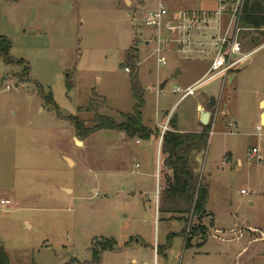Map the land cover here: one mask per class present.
I'll use <instances>...</instances> for the list:
<instances>
[{
    "label": "rangeland",
    "instance_id": "obj_1",
    "mask_svg": "<svg viewBox=\"0 0 264 264\" xmlns=\"http://www.w3.org/2000/svg\"><path fill=\"white\" fill-rule=\"evenodd\" d=\"M200 2L0 0V35L11 41L12 58L31 70L27 75L24 67L0 60V199L11 201L0 213V243L10 264H93L92 248L101 252L109 241L115 245L102 252L100 264H264V243L248 236L264 239V126L258 122L264 39L253 46L249 41L257 34L239 25L244 54L255 50L241 71L203 82L195 96L177 103L187 84L205 72L206 59L216 57L230 16L221 15L218 25L199 34L195 47L207 55L192 62L177 48L171 50L177 41L166 31L159 52L157 29L143 24L144 15L160 5L178 13L206 4ZM133 44L139 49L147 127L177 119L183 131H196V95L217 85L219 92L233 96L212 117L200 161L210 192L204 219L160 212L164 167L158 137L151 138L153 146L147 141L136 145L124 134L104 130L81 140L67 119L78 115L93 94L100 97L101 115L121 122L119 113H132L135 100L124 63ZM161 55L165 65L159 63ZM38 84L62 116L50 108ZM224 110L229 117L222 116ZM253 148L259 158L251 157ZM194 225L211 233L203 246V232L191 234Z\"/></svg>",
    "mask_w": 264,
    "mask_h": 264
},
{
    "label": "trees",
    "instance_id": "obj_2",
    "mask_svg": "<svg viewBox=\"0 0 264 264\" xmlns=\"http://www.w3.org/2000/svg\"><path fill=\"white\" fill-rule=\"evenodd\" d=\"M243 29L253 31L256 37L250 38V43L255 46L261 39H264V0H247L243 13L238 21ZM12 43L0 35V60L6 65H20L25 68L26 74L30 75V67L23 60H15L11 56ZM139 49L133 44L125 55L124 68L129 69L130 89L135 100L132 113H119L121 122H117L110 116L101 115L98 112L97 100L99 96L93 94V98L86 107H79L78 115L67 117L72 124L77 137L85 140L99 131H115L118 134H124L125 139L150 141L153 137H160V132L147 127L143 122V110L145 107L144 88L139 78ZM68 88L72 84L68 79ZM42 97L49 104L50 108L58 112V107L51 97L45 95L43 87L38 84ZM105 106L106 101L102 100ZM90 113L93 117L85 121L79 115ZM170 119L168 125L172 123ZM211 125L205 127L199 133H179L175 130L164 133L161 140L160 153L163 155V169L165 187L160 191L159 210L163 213H170L173 217H191L201 220L208 215L206 206L209 199V187L204 182L200 172L199 157L207 151L210 138ZM192 236L201 235L203 232V246L210 235L205 232L202 225H194L191 228ZM200 232V233H199ZM191 241L185 240V248L191 247ZM104 245L101 252H95L92 248L93 264H100L102 252L112 250L114 241H109ZM0 264H10V259L0 243Z\"/></svg>",
    "mask_w": 264,
    "mask_h": 264
},
{
    "label": "built area",
    "instance_id": "obj_3",
    "mask_svg": "<svg viewBox=\"0 0 264 264\" xmlns=\"http://www.w3.org/2000/svg\"><path fill=\"white\" fill-rule=\"evenodd\" d=\"M214 5L213 9L209 10H190L178 13H171L164 6L160 5L157 9L148 11L143 17V24L147 27L157 29L158 34L166 31L168 34L176 36V41L183 51L188 48L195 47L196 43L190 40L189 35L193 32L201 33L210 27L212 23L220 22V16L227 14L230 16V27L223 39H218L216 46V57L211 63L209 75L216 77L221 74L228 73L230 70L239 67L245 63L253 54V52L244 54L242 45L238 41L237 29L239 28L238 21L243 13L247 0H201ZM234 28V31H231ZM219 29V26H218ZM184 36V37H182ZM214 39V38H213ZM158 41L159 36H158ZM162 43V42H161ZM160 43V44H161ZM159 52L162 51V46H159ZM235 55L234 59L232 56ZM159 63L164 65L166 60L163 56L160 57ZM129 73V69H125ZM195 87L188 88L183 92V96L193 95ZM175 92H179L178 89ZM261 126H257L256 131L260 135ZM169 130L168 123L162 126V136ZM160 140V144H161ZM259 151L256 148L252 149L251 157H258ZM245 193V191H242ZM11 201L8 199H0V213L8 208Z\"/></svg>",
    "mask_w": 264,
    "mask_h": 264
},
{
    "label": "crops",
    "instance_id": "obj_4",
    "mask_svg": "<svg viewBox=\"0 0 264 264\" xmlns=\"http://www.w3.org/2000/svg\"><path fill=\"white\" fill-rule=\"evenodd\" d=\"M200 3H202V1ZM205 3L206 4L203 5V7L199 8L198 10H209V9H213L214 8V5L212 3H209V2H205ZM199 34L200 33H197V32L191 33V35H189L190 40L193 41L194 43H196L195 41H200L199 40L200 39V35ZM160 35L157 33L156 40L158 41V36H159V40H160V41H158L159 42V46L161 45L162 48H163L165 43H163V41L161 40V36ZM170 36H172L174 40H176V38H178V37L173 36V35H170ZM182 37H184V36H182ZM212 38H214V36ZM176 43L177 42L174 41V43L172 44L173 46L171 47V50H176V48H177L179 50V51H177V53H181V54H184L186 56L185 57V61H190V62L197 61V60H200L199 57H202L203 54L207 55V52L206 53H203V50L199 51V49H197L196 47H191V48H188L186 51H183L182 50V47H179ZM146 45H150V43L147 42ZM254 52H255V50L253 51V53ZM209 55H210V53H209ZM213 59H214V56L213 55H210V58L209 59H206L207 67L205 68V72L203 74L199 75L198 77H196L195 79H193L192 81H190L187 84L185 90H187L188 88H191V87L198 86L199 84H201L203 82H207V81L211 82V81H214V80H216L218 78L225 79V76L228 75V74L240 72L241 71V67H243V65H244V63H243L239 67L232 69L231 72H229V73L221 74V75H218L216 77H211L209 75V71H210L211 63H212ZM175 76H177L178 78H181L182 77V73L181 72H176ZM263 78H264V74H263ZM195 92H196V90H195ZM195 92H194L193 95H189V96H185V97L182 95L180 97V99L178 100L177 103L185 101L190 96H195V94H196ZM230 93L229 92L228 93H225V90L219 92L217 90V85H212V86L206 88V90L203 93H201L200 95H196V99H195L196 100L195 101L196 102V115H197V117H196V123L198 125L197 130L196 131H186V132L183 131L182 129L179 128V120H177V119H173L172 124L171 125H168L169 130L170 131L175 130L176 132H179V133H199V132H202L205 129V127L210 124L212 117H216V115L219 114V111L221 110V107H224L225 108V105H227L228 101L231 98H233V96H230L231 95ZM212 96L216 97V101H217L216 110L214 109L215 110L214 113L211 112L210 121H209L208 125L204 126V125H202V123L200 121L201 112H202V109L208 103L210 97H212ZM259 105H260L259 106L260 111H259V114H258V122H259L260 125L264 126V121H263L264 120L263 119L264 118V99H261L259 101ZM222 113H223V115H222L223 117H225V118L229 117V112L228 111L224 110V111H222ZM167 115H169V114H167ZM167 117L169 118V116H167ZM162 126H163V124H158L157 126H155V128H151L153 130H156V128H157V130L160 132V137H159L160 140H161V135H162V133H161L162 132L161 131ZM160 140H159V144L158 143L156 144L157 145V148L159 150H160ZM147 142H149L152 146L154 145V142L153 141H147ZM141 143H142V141H139V140H136V142H135L136 145H141ZM227 157L229 158V160H231L232 159V154L231 153H228L227 154ZM198 161L199 162L201 161V157H199V160ZM238 164L239 165L242 164L240 160L238 161ZM200 165H201V162H200ZM164 174H166V171L165 170H164ZM204 182L207 184L206 181H204ZM164 187H165V178H164V175H163V186L161 187L160 191ZM160 191H159V194H160ZM135 195H136L135 193H132L131 194V196H135ZM206 210H207V206H206ZM166 214L171 215L170 213H166ZM204 218H202V219H204ZM249 227L252 228V229H256V230L258 229V230H260V231L263 232V230H262L261 227H258V226H253V227L252 226H249ZM213 228H214L213 229L214 231H217V232H220L221 233L220 229H218V228H216L214 226H213ZM242 233H244V232H241L240 234H242ZM217 235H219V234H217ZM248 236H249L250 240H253L254 242H263L264 243V239L255 238V237L251 236L250 233L248 234ZM216 237H220V236H216ZM184 247H185V243H184ZM186 249H188V248H186Z\"/></svg>",
    "mask_w": 264,
    "mask_h": 264
},
{
    "label": "water",
    "instance_id": "obj_5",
    "mask_svg": "<svg viewBox=\"0 0 264 264\" xmlns=\"http://www.w3.org/2000/svg\"><path fill=\"white\" fill-rule=\"evenodd\" d=\"M5 79H2L1 83L4 82ZM167 83V81H165L160 88L163 89V87L165 86V84ZM217 106V101H216V97L212 96L210 97L208 103L206 104V106L202 109L201 112V118L200 121L202 123V125L206 126L208 125L209 121H210V117H211V110L215 109ZM264 119V118H263ZM264 121V120H263ZM76 143L78 145L82 144L80 141L76 140Z\"/></svg>",
    "mask_w": 264,
    "mask_h": 264
}]
</instances>
